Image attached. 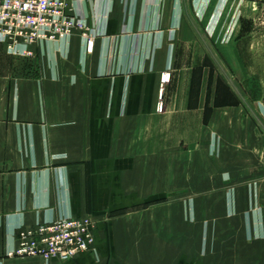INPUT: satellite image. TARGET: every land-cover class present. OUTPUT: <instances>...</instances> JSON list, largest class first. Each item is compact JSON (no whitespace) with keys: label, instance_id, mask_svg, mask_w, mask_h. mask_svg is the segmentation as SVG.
Segmentation results:
<instances>
[{"label":"crops","instance_id":"0c3cea01","mask_svg":"<svg viewBox=\"0 0 264 264\" xmlns=\"http://www.w3.org/2000/svg\"><path fill=\"white\" fill-rule=\"evenodd\" d=\"M80 8L91 54L0 43V264H264V0ZM64 216L95 251L9 257Z\"/></svg>","mask_w":264,"mask_h":264},{"label":"built area","instance_id":"2783aa9c","mask_svg":"<svg viewBox=\"0 0 264 264\" xmlns=\"http://www.w3.org/2000/svg\"><path fill=\"white\" fill-rule=\"evenodd\" d=\"M88 0H0V43L12 56L32 58L35 48L43 43H61L76 32L85 41L86 52L94 50L96 34L89 27L81 4ZM162 76V84L169 82ZM158 112H163V89ZM92 217L64 216L55 221L22 229L17 248L9 257H42L64 263L85 252L95 251Z\"/></svg>","mask_w":264,"mask_h":264}]
</instances>
